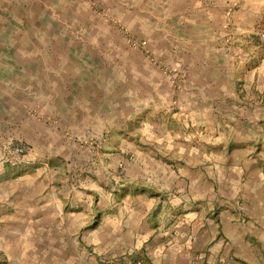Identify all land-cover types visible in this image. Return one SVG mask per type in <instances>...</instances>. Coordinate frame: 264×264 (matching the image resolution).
Here are the masks:
<instances>
[{"label":"crops","instance_id":"obj_1","mask_svg":"<svg viewBox=\"0 0 264 264\" xmlns=\"http://www.w3.org/2000/svg\"><path fill=\"white\" fill-rule=\"evenodd\" d=\"M55 1L0 0V253L17 255L33 223L131 264H188L209 242L261 234L264 0H187L193 20L177 32L197 52L166 59L187 83L123 85L121 106L98 89L112 80L98 19L64 0L73 35ZM5 141L24 143L25 160L6 158Z\"/></svg>","mask_w":264,"mask_h":264},{"label":"rangeland","instance_id":"obj_2","mask_svg":"<svg viewBox=\"0 0 264 264\" xmlns=\"http://www.w3.org/2000/svg\"><path fill=\"white\" fill-rule=\"evenodd\" d=\"M74 1L81 3L80 7L92 11L98 19V62L106 69L103 68L102 71L108 72L112 78L107 87L105 78L98 76V89L109 88L118 97L120 106L127 104V92L121 88L123 85L128 87L127 90L132 89L131 87L135 90L149 89L154 86L155 81L159 82L162 76L177 84L175 73L182 75L180 77L182 84L187 83L185 75L188 73L187 68L178 62L175 66H170L166 59L187 58L197 52L187 46L185 35L177 32L180 31L178 27L185 24L184 20L188 19L189 22L193 20L184 18L186 14L189 15L193 2H189L188 8L187 0ZM66 2L55 1L56 19L62 26L74 31L73 35L80 37L74 30L71 17L68 18L62 10L67 7ZM228 7L223 6L224 10ZM254 36V43L264 49V42L259 39V34L254 33ZM109 42L112 43V47ZM110 85H113V89ZM115 85L121 89H117ZM240 211V221L244 230L253 219L242 209ZM214 213L216 215L217 209ZM259 228L261 234L252 235L244 240L225 237V240L221 238L219 241L209 242L208 253L206 250L198 249L188 264H264L263 219ZM60 236L53 225L24 224L21 249H18L16 242L17 255L5 256L0 253V264H131L130 258L124 254L118 257L101 254L98 251V242L86 243L77 236L69 241L56 239ZM201 252L204 254H200ZM182 264H186L184 260Z\"/></svg>","mask_w":264,"mask_h":264},{"label":"built area","instance_id":"obj_3","mask_svg":"<svg viewBox=\"0 0 264 264\" xmlns=\"http://www.w3.org/2000/svg\"><path fill=\"white\" fill-rule=\"evenodd\" d=\"M260 39L264 42V29L259 33ZM4 149L6 151V158L24 161L27 155V146L22 142L5 141Z\"/></svg>","mask_w":264,"mask_h":264}]
</instances>
